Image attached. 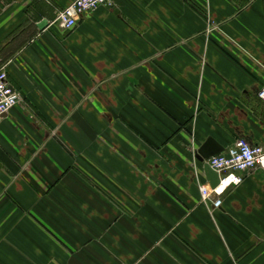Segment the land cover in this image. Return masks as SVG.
Masks as SVG:
<instances>
[{
  "label": "crops",
  "instance_id": "0c3cea01",
  "mask_svg": "<svg viewBox=\"0 0 264 264\" xmlns=\"http://www.w3.org/2000/svg\"><path fill=\"white\" fill-rule=\"evenodd\" d=\"M72 1L0 0V264H264V170L195 158L264 147V0Z\"/></svg>",
  "mask_w": 264,
  "mask_h": 264
},
{
  "label": "built area",
  "instance_id": "2783aa9c",
  "mask_svg": "<svg viewBox=\"0 0 264 264\" xmlns=\"http://www.w3.org/2000/svg\"><path fill=\"white\" fill-rule=\"evenodd\" d=\"M111 0H73L70 4L60 9L54 19L56 24L63 29H71L86 12L103 5H110ZM258 98L264 101V84L260 87ZM19 92L11 85L8 80L7 71L0 70V117L9 111L19 100ZM207 163L214 169L220 178V183L211 188L206 184L200 186L199 190L203 200H207L211 194L219 195L217 192L221 183L229 176L238 177L241 182L243 172L253 168L264 170V147L249 143L245 138H239L226 152L214 154L207 159ZM234 183H230L232 185ZM228 185V186H229ZM220 200L214 201L217 206Z\"/></svg>",
  "mask_w": 264,
  "mask_h": 264
},
{
  "label": "water",
  "instance_id": "95a60500",
  "mask_svg": "<svg viewBox=\"0 0 264 264\" xmlns=\"http://www.w3.org/2000/svg\"><path fill=\"white\" fill-rule=\"evenodd\" d=\"M44 24L41 22L38 26L41 28ZM226 151L227 148L221 146L212 137H208L195 152V158L202 164L204 175L211 188H215L220 183V178L218 173L207 163V159L214 154Z\"/></svg>",
  "mask_w": 264,
  "mask_h": 264
},
{
  "label": "clouds",
  "instance_id": "9594fccd",
  "mask_svg": "<svg viewBox=\"0 0 264 264\" xmlns=\"http://www.w3.org/2000/svg\"><path fill=\"white\" fill-rule=\"evenodd\" d=\"M230 183H234V184H239L240 183V180L238 177H235V176H229L228 178H226L224 181H223V184L216 189V191L219 193V192H223L225 188L228 187V185ZM219 203V202H217Z\"/></svg>",
  "mask_w": 264,
  "mask_h": 264
},
{
  "label": "bare ground",
  "instance_id": "6f19581e",
  "mask_svg": "<svg viewBox=\"0 0 264 264\" xmlns=\"http://www.w3.org/2000/svg\"><path fill=\"white\" fill-rule=\"evenodd\" d=\"M222 184H223V183H221V185H222ZM221 185H220V186H221Z\"/></svg>",
  "mask_w": 264,
  "mask_h": 264
}]
</instances>
